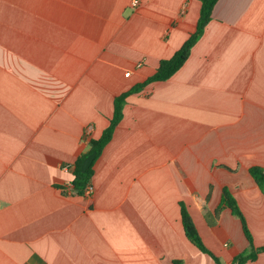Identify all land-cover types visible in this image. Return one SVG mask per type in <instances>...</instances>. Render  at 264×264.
I'll use <instances>...</instances> for the list:
<instances>
[{
    "label": "crops",
    "instance_id": "0c3cea01",
    "mask_svg": "<svg viewBox=\"0 0 264 264\" xmlns=\"http://www.w3.org/2000/svg\"><path fill=\"white\" fill-rule=\"evenodd\" d=\"M0 0V264H232L264 247V0H219L185 64L127 98L94 165H72L114 98L153 76L197 25L200 0ZM129 73V75H127ZM264 264V252L254 262Z\"/></svg>",
    "mask_w": 264,
    "mask_h": 264
},
{
    "label": "trees",
    "instance_id": "16d2710c",
    "mask_svg": "<svg viewBox=\"0 0 264 264\" xmlns=\"http://www.w3.org/2000/svg\"><path fill=\"white\" fill-rule=\"evenodd\" d=\"M200 1L202 3V7L199 21L194 27V30L190 33L189 38L183 44V46L171 58L162 60L160 62L159 68L153 76L148 78L145 82L135 86L130 91L114 98V113L112 119L110 120L109 126L104 130L100 138L90 139L88 149L80 153L77 157V160L72 165L74 179L71 186L73 192L76 195L85 196L86 189L92 186V179L95 174L94 165L99 159V157L102 155L104 148L112 140L114 132L124 116V108L127 104V98L130 95L139 92L151 83L169 80L178 70L181 69V67L188 60L193 47L203 36L207 25L211 22L214 7L219 0ZM93 152L97 153L95 160L90 166V168L86 172H83L82 164L87 158V156ZM249 172L261 192L264 194V168L252 167L250 168ZM225 208H229L233 215H235L241 221L244 234L249 242L248 249L245 252L237 255L234 258L232 264H247L248 262L256 261L259 254L264 252V247H255L253 237L249 231L245 216L239 208L237 201L228 189H224L223 191L221 205L217 209L216 214L219 215L221 211ZM181 216L185 235L188 240L192 244H194L201 252L211 256L217 264H222L221 260L205 246L195 226V223L184 203H181ZM171 264H183V261L176 260L173 261Z\"/></svg>",
    "mask_w": 264,
    "mask_h": 264
},
{
    "label": "water",
    "instance_id": "95a60500",
    "mask_svg": "<svg viewBox=\"0 0 264 264\" xmlns=\"http://www.w3.org/2000/svg\"><path fill=\"white\" fill-rule=\"evenodd\" d=\"M96 155H97V153L93 152L87 156V158L84 160V162L82 164V171L83 172H86L90 168V166L92 165V163L95 160Z\"/></svg>",
    "mask_w": 264,
    "mask_h": 264
},
{
    "label": "built area",
    "instance_id": "2783aa9c",
    "mask_svg": "<svg viewBox=\"0 0 264 264\" xmlns=\"http://www.w3.org/2000/svg\"><path fill=\"white\" fill-rule=\"evenodd\" d=\"M140 4V0H134L133 1V6L137 7ZM127 75H129V73H127ZM93 192L92 186L88 187L85 191V196H91Z\"/></svg>",
    "mask_w": 264,
    "mask_h": 264
}]
</instances>
